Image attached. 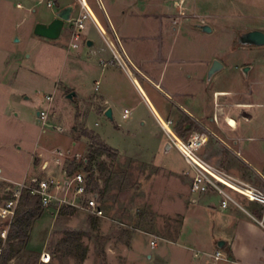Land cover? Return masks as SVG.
<instances>
[{"label": "rangeland", "instance_id": "obj_1", "mask_svg": "<svg viewBox=\"0 0 264 264\" xmlns=\"http://www.w3.org/2000/svg\"><path fill=\"white\" fill-rule=\"evenodd\" d=\"M112 1L113 22L125 49L141 70L162 77V94L142 81L126 54L124 58L98 0H88V5L125 59L130 76L92 21L78 41L73 37V22L66 23L61 38L47 40L35 36L34 28L56 15L58 6L52 0L53 7L47 0H0V207L10 198V188L22 184L36 188L51 178L72 183L76 174H86L84 168L68 174L71 164L89 156L91 141L81 138L85 129L117 152L116 159L102 156L93 163L100 189L88 188L99 195L103 217H92L85 199L76 198L74 187L52 188L56 199L34 222L27 248L9 264H43L40 255L46 248L51 256L48 264H202L200 255L208 257L206 264H233L218 243L231 241L235 230L219 225L218 211L195 213L184 227L185 215L168 211L172 200L180 201L183 209L195 202L197 196L192 200L189 192L194 172L174 146L165 152L170 141L149 106L157 110L171 106V110L177 101L170 98L175 97L172 90L181 92L197 109L198 118L189 117L195 126L181 137L178 129L184 114L165 118L159 113V122L171 121V130L183 139L207 133L209 141L201 156L264 191V179L255 170L262 171L264 165V46L246 48L236 42L242 33L264 32V0H185L182 9L174 7L180 0H155L159 7L150 5L154 0ZM74 2L72 16L77 18L81 6L79 0ZM203 24L211 26L213 34L195 31ZM90 40L95 42L93 50L87 45ZM72 43L78 47L74 49ZM102 45L110 57L93 54ZM216 61L222 69L208 80ZM71 92L77 94L74 101L66 98ZM104 93L113 120L94 97ZM48 96L53 97L52 103ZM126 109L130 116L123 119ZM41 111L47 113L49 126L39 122ZM232 148L253 166L245 165ZM213 196L216 204L219 198ZM237 197L261 218V205ZM62 199L76 200L79 207L62 204ZM53 215L55 227L48 242ZM250 222L259 226L253 219ZM7 228L6 237L5 230L0 231L2 249ZM69 231L86 234L80 239L88 248L83 262L62 255L60 244ZM245 248L255 246L249 243ZM218 250L227 259L217 262L212 256Z\"/></svg>", "mask_w": 264, "mask_h": 264}, {"label": "built area", "instance_id": "obj_2", "mask_svg": "<svg viewBox=\"0 0 264 264\" xmlns=\"http://www.w3.org/2000/svg\"><path fill=\"white\" fill-rule=\"evenodd\" d=\"M98 2L100 3V0H98ZM79 3L81 6V14L77 18H72L70 21L73 22L74 40H79L81 33L86 29V23L89 20L92 21L113 50L114 55L120 62L122 68L129 70L124 59L125 54L120 46L117 36L114 35V38L117 42L118 48L123 53L124 58L122 57L114 42L108 39L107 33L104 31V29L99 26L98 23H96L92 18L88 0H79ZM184 4L185 0H180L179 2H174V7L182 9ZM48 6L53 7V3L49 2ZM17 7L22 8L23 5L19 3ZM71 46L74 49L78 47L76 43H72ZM46 99L49 103H52L53 101L52 96H48ZM129 116L130 111L126 109L123 113V119H128ZM37 118L44 126H49V123L47 122L48 115L45 111L39 112V116H37ZM167 124L169 125L168 127L162 128L170 141L169 143L181 153L187 165L190 166L194 172V177L192 178L190 187L191 194L198 197L216 194L221 200L220 207L222 210H227L231 206L239 208L240 204L238 203L236 196H242L251 202L258 203L263 206L261 218L258 219L252 215L250 216L264 230V191L249 182L243 181L240 178L229 174L221 167L212 164L201 156V151L209 141V135L207 133L192 134L188 138L183 139L171 130V121H167ZM58 130L62 132V129L59 128ZM17 187L19 188L9 189L10 198L2 207H0V222L7 227L11 225L15 217L19 199L24 189H31L32 194L39 195L41 197L42 207L47 210V208L52 205L54 199H56L51 193L52 188L65 189L69 191L74 187V194L76 198L85 199L84 205L92 216L101 218L104 215L101 203L99 201V195L97 193H92L89 190L87 175L85 173L76 174L72 183L66 181L61 183L56 181L54 178H51L40 182L36 188L24 184L18 185ZM60 202L72 207H79V204H76L74 201H68L67 199H62ZM6 230L3 232V237H6ZM151 246L155 247L156 243L154 241L151 242ZM212 257L217 262L227 259L220 250H218ZM40 261L43 264H48L51 261L50 254L48 252L42 253L40 256Z\"/></svg>", "mask_w": 264, "mask_h": 264}, {"label": "crops", "instance_id": "obj_3", "mask_svg": "<svg viewBox=\"0 0 264 264\" xmlns=\"http://www.w3.org/2000/svg\"><path fill=\"white\" fill-rule=\"evenodd\" d=\"M47 1L50 2L51 0H47ZM52 2H54V5L58 6L57 11L55 13L56 15L53 16L49 20L48 19L42 20L39 23H43V22L53 20V18H56L57 14L60 10L66 8L68 6H72L75 3L74 0H52ZM112 2H113L112 0H100V3H101L100 7L102 8V10L105 14L106 23H108L110 28H112V30L114 31V33H115L114 35L117 36V38L121 44V48L124 51V54L127 55L129 60L131 61L132 65L135 67V69L137 70V72L141 76L142 81L149 84L150 87L157 89L159 91V93L161 92V94H162V92H165L162 89V85H163L162 77L160 76L159 78H153L151 75H149L148 73L141 70L138 66H136L135 61L133 60L132 54L130 53V50L125 49V43H124V41H122L120 39V37H119L120 34H119V32L115 26V23L113 22L114 11H112ZM150 5L153 7H159V5L155 2V0L151 1ZM189 12H191V13L193 12L191 8L189 9ZM90 13L92 15V18H94V17L96 18L95 14L91 8H90ZM80 14H81V11L78 12V16H80ZM72 18H76V17L72 16ZM98 22H99V20L96 18V23H98ZM99 26H101V25H99ZM195 31H197L201 34H205V35L213 34V32L211 34H206V33L199 31L198 29H195ZM93 43H94V45L92 47H88L90 50L91 49L93 50L95 48V42L93 41ZM92 52L94 55H96L100 58H106L107 56L110 57L109 49L104 45H102L99 50L92 51ZM101 62L103 63V67H106L105 62L104 61H101ZM113 63L115 64V62H113ZM124 70H126V69H124ZM182 71H183L182 68H180L178 70L177 77L182 74ZM127 73L130 76V73L128 71H127ZM135 85H137V88L139 89V92L143 96L144 100L147 101L148 98L146 97L144 91L142 89H140V85H138L136 81H135ZM99 86H100V83L97 82V87L95 88V91L99 90ZM172 92H173L175 97H172L170 95V98H172V101H174V98H177V101L172 103L171 110H170L171 106H169V108H168V106L165 108H162V109L160 108V110L158 109L159 111L157 109H155V107H153V105L149 106L151 111L156 116L158 123L160 124L158 117L161 118L159 113L164 114L165 118H167L168 116H170L172 114H174V115L175 114H179V115L184 114V115H187L188 117H191V118L192 117L198 118L197 115L195 114V112H197V109L195 107H193L192 103H188V101H186L185 98H182V96L180 94L181 92H178L175 90H172ZM105 95L106 94L104 93V95H101V96H94L95 98L99 99L101 101L102 105L106 108L104 110V112H106L108 110V107H106L108 102L106 101ZM86 100H88V97L84 101H86ZM167 101L170 103L169 98L167 99ZM167 105H169V104L167 103ZM81 138H84L86 141H89L85 137H81ZM235 145H238V142H235ZM171 150H172V147L168 148L166 146V149H165L166 153H170ZM232 150L234 151L235 155H237V157H239V158L241 157V159L245 163V165H249V167L253 166L244 157L242 158V156L239 154V152H237L234 148H232ZM46 159H49V158H46ZM57 160L60 161V159H57ZM261 168H262V171H260L256 167H255V170L264 179V165L261 166ZM0 173H1V170H0ZM263 185H264V182H263ZM189 189H190V186H189ZM189 192H190V190H189ZM209 195H211V196H209V197L207 195H203V196H199V197L197 196V198L194 199L195 202L191 201L190 204H186V207H184V209H183V206L181 207V204H179L180 201L178 203H176L175 200H172L170 205L168 206V209H169L168 211L171 212L172 210H176V213H181V214L185 215L183 227L185 226L186 220L190 221L191 220L190 218L196 215L195 213H201L207 209L218 211L221 214V216L219 217V225L223 228H226L230 232L235 230V234H233L232 240L228 241V242L225 241L226 242L225 246H227V248L231 251V254L228 255V257L231 260L230 263H233V264H264V230L257 225H253L250 222V219H253L250 215H252V216H254V215L241 205L239 197H237L236 199H237L238 203L240 204L241 208L231 206L227 210H222L220 207V201H221L220 198L216 194H209ZM212 196H213V198L214 197L219 198V200L216 204L213 203ZM193 198H194V196L192 195V200H193ZM74 202L76 203V200H74ZM251 203L258 204L255 202H251ZM261 207L263 209L262 205H261ZM178 209H182V210H178ZM239 209H241V211H244L246 216L245 215L241 216ZM262 209H261V211H258V212H260V215L262 214ZM55 220H56V217H55V215H53V221H52L51 230H50V233L48 236V242L51 238L53 229L55 227ZM233 226L235 227V229H233ZM31 235H32V230L30 233L29 241L31 240ZM182 235H183V233L181 234L180 238L182 237ZM29 241H28V243H29ZM28 243H27V245H28ZM249 243H251L252 246H255V248L253 250H250L249 248H245V246H248ZM44 252H48L47 248H46V251H43L42 253H44ZM206 256H208V255H206ZM195 257L197 258L198 255L195 254ZM197 259L202 261V264H206L208 257H203V255H200L199 258H197Z\"/></svg>", "mask_w": 264, "mask_h": 264}, {"label": "trees", "instance_id": "obj_4", "mask_svg": "<svg viewBox=\"0 0 264 264\" xmlns=\"http://www.w3.org/2000/svg\"><path fill=\"white\" fill-rule=\"evenodd\" d=\"M194 126L195 125L192 123L191 119L187 115H184V121L182 122L180 129H178V134L181 137H184ZM81 135L91 141V144L89 145V156L83 162L71 164L68 174L71 176L76 170L84 168V172H86L87 175L88 187L92 188L93 191L99 190L100 185L98 178L96 177L95 166L93 163L96 158L102 156L116 159L117 152L100 140L99 136L93 132L85 129L82 131ZM8 199L9 198L6 200ZM44 211L45 209L41 204V197L37 194H32L31 189H24L19 199L15 217L8 231L6 247L3 249L1 247L4 240L0 236V264H9L16 255L22 253L26 249L33 224L44 214ZM60 214H64V212H60ZM91 220L96 224V219ZM6 229H8L6 225L0 224V231ZM65 235L67 237L60 244L61 247H64L62 255L65 257L73 255L83 262L86 259L88 248L80 242V239L86 234L84 232L69 231L66 232ZM224 249L228 255L231 254V251L227 246H225Z\"/></svg>", "mask_w": 264, "mask_h": 264}, {"label": "water", "instance_id": "obj_5", "mask_svg": "<svg viewBox=\"0 0 264 264\" xmlns=\"http://www.w3.org/2000/svg\"><path fill=\"white\" fill-rule=\"evenodd\" d=\"M74 6H68L62 10H60L56 16V18L49 24L45 23H37L34 28V35L47 40H58L61 38L63 30L66 26V23L70 22L72 19V15L74 13ZM196 28L206 34H211L213 32V28L207 24L197 25ZM237 43L240 47H263L264 46V32L259 30H253L250 32L242 33L238 39ZM88 47H92L94 45L93 41L87 42ZM222 69V66L219 62H214L212 67L208 72V80H210L217 72ZM248 72V69L244 70ZM68 100L74 101L77 98V94L75 92H71L66 97ZM105 115L110 120H113V111L108 109L105 112ZM39 116V113H37ZM168 148H171V144H167ZM167 151V150H166ZM165 151V152H166ZM226 245L225 241H220L218 243V248L223 249ZM103 264V263H102Z\"/></svg>", "mask_w": 264, "mask_h": 264}, {"label": "bare ground", "instance_id": "obj_6", "mask_svg": "<svg viewBox=\"0 0 264 264\" xmlns=\"http://www.w3.org/2000/svg\"><path fill=\"white\" fill-rule=\"evenodd\" d=\"M160 125H161L162 127H168V126H169L167 123H165V125H163L162 123H160Z\"/></svg>", "mask_w": 264, "mask_h": 264}, {"label": "flooded vegetation", "instance_id": "obj_7", "mask_svg": "<svg viewBox=\"0 0 264 264\" xmlns=\"http://www.w3.org/2000/svg\"><path fill=\"white\" fill-rule=\"evenodd\" d=\"M238 37H239V36H238ZM237 39H238V38H237ZM236 42H237V40H236ZM236 42H235V43H236Z\"/></svg>", "mask_w": 264, "mask_h": 264}]
</instances>
